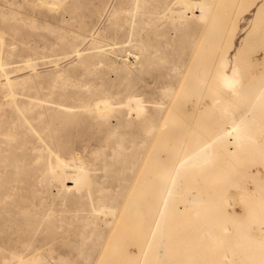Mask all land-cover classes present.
Wrapping results in <instances>:
<instances>
[{
  "label": "rangeland",
  "instance_id": "1",
  "mask_svg": "<svg viewBox=\"0 0 264 264\" xmlns=\"http://www.w3.org/2000/svg\"><path fill=\"white\" fill-rule=\"evenodd\" d=\"M218 8L217 17L206 22L196 11L182 14L179 0H0L4 116L17 114L21 119L20 107L30 114L29 102L38 100L56 108L61 102L90 107L107 103L91 114L76 115L77 126L45 134L66 159L74 149L82 153L83 161L93 168L88 183L73 187L54 179L48 185L37 182L33 173L40 171L20 162L19 169L9 167L0 175V202L5 203L0 209H10L11 221L18 217L21 227L17 239L8 225L2 228L0 236L13 235L9 242L2 239L4 246L40 244L41 255L51 264H264V91L257 97L264 78V0H215L212 10ZM196 47L205 51L200 52L199 75L192 86L205 89L199 95L177 93L176 100L186 106L166 110ZM226 63L243 82L241 94L225 89L217 79ZM129 96L143 100V115H125L123 102ZM38 107L35 110L44 108ZM107 108L113 109L98 114ZM232 112L244 115L240 144L235 147L229 133L210 145L213 154L202 169L191 166L184 175L189 178L179 191L175 189L180 194L171 200L168 218H161L158 206L148 205L142 223L118 225L107 210H91L88 187L93 198L116 193L121 203L133 181L139 201L154 199L153 184L142 186L154 173L152 167L142 165L137 173L144 152L136 146L146 140L143 126L153 129L146 140L149 157L177 160L195 145L213 139ZM3 123L2 130L8 121ZM12 132L8 134L16 141L10 143L9 162L15 164L23 151L29 152L34 137L20 125ZM156 133L161 140L153 137ZM91 135L99 137L105 148L87 146L83 139ZM10 136L0 138L1 148L9 147L5 142ZM118 140L132 143L133 154L103 159L101 155L110 153ZM2 166L0 161V172ZM185 191L198 200L192 206L186 204ZM24 207L30 226H35V214L46 211L51 217L36 232L30 231L22 215ZM94 232L103 238L93 247ZM114 240L120 248L116 257ZM10 258L9 251H0V264L3 259L15 264Z\"/></svg>",
  "mask_w": 264,
  "mask_h": 264
},
{
  "label": "bare ground",
  "instance_id": "2",
  "mask_svg": "<svg viewBox=\"0 0 264 264\" xmlns=\"http://www.w3.org/2000/svg\"><path fill=\"white\" fill-rule=\"evenodd\" d=\"M214 2L215 0H179V3H181L184 7L183 11H181L182 14L186 12L193 14L194 11H196L198 12V18L201 20H206V22L209 20V18L215 19L217 17V14L220 8L213 11L212 6ZM198 7L203 8V10L200 11ZM182 14L181 16H184ZM172 16L173 15H171V17ZM189 16H193V15H189ZM202 50L204 49L200 47H196L187 65V68L184 71L180 79L178 88L172 93V97L170 99V102L166 110L171 109V108L181 109L186 106L185 102H180L176 100L177 99L176 97L178 94L180 96H185L186 94L199 95L205 89L204 85L198 86L197 88L195 86H192V82H194V80H196L197 75H199V73L198 74L196 73L197 71L196 68L199 63L198 61L200 59V52ZM75 52L77 54L78 51L76 50ZM6 79L7 78H4V80ZM217 79L220 80L221 84L223 85L225 89H228L229 91L233 93L241 94L244 90L242 80L235 77V74L230 70L227 63L221 65V68L218 71ZM263 91H264V78H263L262 83L259 86L257 97ZM11 95L9 96V98L12 100ZM29 103H32L33 105L32 108H30L31 109L30 114L25 112L28 109H22L23 107L22 108L20 107V111L22 112L21 119L19 118L20 116H18L17 114L4 116L5 115L4 112L0 111V128L3 126L4 124L3 122L8 121L7 128H5L4 130L0 129V138H2V136H5V135H8V136H10V134L14 135L12 131L15 129L17 125H20L21 127H23V130H26L29 133H33V137H34L29 142L30 143L29 152L22 150L24 152L22 154V158L18 160V162L15 164H10L9 162L10 161L9 151L11 147L10 143L15 144L16 139H14L13 136L12 137L10 136L8 138V141H6L5 144L6 146H9V147H6V148L0 147V154H2L0 156V161L3 163L0 175H3V173L8 172L9 170L7 169L9 167L11 168L15 167L19 169L18 163L20 162L21 164L30 166L28 167L30 170H32V166H33V170H37L38 172L40 171L38 175L36 173H33L34 175L33 177H36L35 179L37 182H45L48 185L54 179L62 183L71 182L73 187H80L82 184L88 183L89 179L91 178L90 171L93 168L89 167L88 165L89 163L87 164L83 161L81 157L82 153L74 149L70 153V156H69L70 158L66 159V157L62 154V152L59 149L51 146L50 141L52 139L46 138L45 134L52 135L55 132V129H65V128L68 129L69 127L77 126L76 115H78L79 113L91 114L96 109V107H99L101 105L104 107L107 104L105 100L104 102L102 101V103H95L92 107H90V104L76 105V104L61 102V104L63 105L61 107L56 108V107L43 106L44 103L40 100L29 102ZM118 103L122 104L121 101ZM123 104L127 108L125 112L126 116L132 112H134L137 116L143 115L145 113V106L143 105V100L140 98H137L136 96H129V98L125 100ZM38 106L44 107L43 110H35V108ZM74 107H78L79 109L74 110L73 109ZM112 109L113 108H110V109L107 108L105 111H99L98 114L104 115L107 112L111 111ZM243 118H244V115L235 116L233 112L229 113L225 121V124L217 127L219 131L216 133L213 139L211 140L209 139L208 141L204 143H199L195 145L192 150H189L186 153V155H184L183 157L177 160L176 158L175 159L164 158V157H160L159 155H155L152 158L149 157L148 147L146 146V140L149 134H151L153 130L150 126H147V127L143 126L142 136L146 140H144L143 142H140L138 146H136L137 148L134 147L132 143H130L129 145H124L118 140L115 146L110 147V153L108 154L103 153L101 155L102 158L103 159H108V158L109 159H114V158L119 159L121 156L128 157L132 155L135 148L140 149V150L143 149L144 153H143L142 158L139 159L140 163L137 169V173L140 170V167L142 165L144 167L146 166L152 167V172L154 173L146 178V181L143 182L142 186L149 187L151 183L153 184L152 187H153V192H154V199L151 202L149 200H146L143 202L139 201L137 194H136L138 188L136 186H133V181L131 185H129V187L126 189L125 194L123 193L124 195L122 193L118 194V195H121V194L123 195L121 203L118 202V197H116L117 195L116 193L106 198L102 195H98L97 197L93 198L91 195V188L88 187L86 190V194L91 200L90 201L91 210L98 211V212L100 211L103 212V210L105 211L107 210V212H109L110 215H112L113 217L112 223L117 222L116 224L118 225H119V222H123L122 225L126 224L129 226V225H133L134 223L138 221L140 222V220L142 223V221H144L145 218L147 217L143 215L144 214L143 212L147 211L148 205L150 208H154L155 206H158L160 213L163 214L161 218L162 217H163L162 219L168 218L169 214L171 215V211H172V204H171L172 201L171 200L174 197L179 196L177 194H180L178 192L174 193L175 189L176 191H179V189L182 186V183L183 182L185 183V180L189 178L188 176L186 177L184 176L186 174L185 172H187L191 166L196 167L197 169L196 171H200L202 169L203 167L202 165L205 162H207L210 156L213 154V152L209 150L208 148L218 138L226 137V135L231 133L232 134V138L230 139L231 143L234 144L235 147L238 146L244 134L243 133V123H242ZM199 127L201 128V126ZM155 129L158 131L157 127ZM9 131L11 132L10 134H8ZM114 132H115V129L109 133L113 134ZM154 135L155 134H153V137H155V139H158V140L162 139L161 136H159L160 135L159 133H156L155 136ZM155 139H154V142H156ZM83 142L86 143L87 146L97 144L101 148L103 149L105 148L103 145L104 143H102L101 139L99 137H93L92 135L87 137L86 139L84 138ZM19 146L20 145H17L16 147H19ZM21 148L26 149L24 145H21ZM125 170H127V168H125ZM178 173L181 175L178 181L175 184H173L174 183L173 179ZM155 180H157L158 182L155 183ZM60 186H62V184ZM183 197L188 198L186 200L188 201L186 203L187 205L189 203L192 206L193 202L198 201L197 199L195 200L194 194L190 193V191H185ZM0 205L4 207L5 203L1 201ZM149 207L148 209H150ZM7 211L9 212L10 209L3 211L5 213H3L0 209V215H1L0 231L1 233H4V230H2V228L8 225V228L13 229L11 233L13 235H16V239H17L19 235H21L19 233L21 232V227H19L20 225H18L19 223L16 220L18 219V217H16L15 220L12 222L11 215L13 213L12 212L7 213ZM23 212L24 213H22V215L24 216V219L26 223L28 224L27 229L31 227L28 230L30 231L35 230V232H36V229L42 224L43 221L51 217V214H49L46 211L41 212L38 217H37V214H35L33 215V217H35L34 218L35 226L34 225L30 226L29 223L27 222L28 217L25 216V214L27 213L25 210V207L23 208ZM145 223L146 222H144V224ZM11 233L0 236V251L3 249H6L7 251H9V253H11L10 259H14L15 264H51L50 258L44 255H41L40 252L43 249V247L40 244H34L32 246L30 245V246H25V247H17L16 245L4 246V244L1 243L2 239L7 240V242L11 241L13 239L12 238L13 235ZM93 234L95 235L97 239V242L93 244V247H94L98 245V242H101L103 235L102 233H99V232H94ZM121 235L125 236V234L123 233ZM114 241L115 242L112 243V254L116 257L117 255L116 253L118 252V250H120V248L116 240ZM103 247L101 245V248ZM122 248L121 250L124 249ZM161 251H162V246L157 248V252H156L157 257L160 256ZM128 259L129 258L127 257V260ZM6 262H7L6 259H3L1 263L6 264Z\"/></svg>",
  "mask_w": 264,
  "mask_h": 264
}]
</instances>
